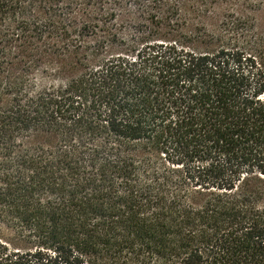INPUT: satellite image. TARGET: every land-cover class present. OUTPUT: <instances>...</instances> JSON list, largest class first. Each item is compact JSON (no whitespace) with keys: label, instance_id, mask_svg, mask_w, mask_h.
<instances>
[{"label":"trees","instance_id":"obj_1","mask_svg":"<svg viewBox=\"0 0 264 264\" xmlns=\"http://www.w3.org/2000/svg\"><path fill=\"white\" fill-rule=\"evenodd\" d=\"M264 0H0V264H264Z\"/></svg>","mask_w":264,"mask_h":264},{"label":"rangeland","instance_id":"obj_2","mask_svg":"<svg viewBox=\"0 0 264 264\" xmlns=\"http://www.w3.org/2000/svg\"><path fill=\"white\" fill-rule=\"evenodd\" d=\"M251 15L254 16L253 18L255 19L256 26L260 30L264 31V8L260 9V11L255 12L254 14Z\"/></svg>","mask_w":264,"mask_h":264}]
</instances>
